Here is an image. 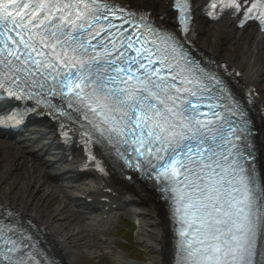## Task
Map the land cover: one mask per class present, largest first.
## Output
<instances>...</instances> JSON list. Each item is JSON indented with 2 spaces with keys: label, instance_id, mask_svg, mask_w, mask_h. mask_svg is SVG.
<instances>
[{
  "label": "snow or ice",
  "instance_id": "obj_1",
  "mask_svg": "<svg viewBox=\"0 0 264 264\" xmlns=\"http://www.w3.org/2000/svg\"><path fill=\"white\" fill-rule=\"evenodd\" d=\"M194 8L175 0L167 27L132 0H0V94L14 102L0 126L43 113L91 145L93 163L157 193L175 264H264V152L229 81L190 46ZM202 10L264 27V0ZM0 264H56L39 226L8 206Z\"/></svg>",
  "mask_w": 264,
  "mask_h": 264
},
{
  "label": "bare ground",
  "instance_id": "obj_2",
  "mask_svg": "<svg viewBox=\"0 0 264 264\" xmlns=\"http://www.w3.org/2000/svg\"><path fill=\"white\" fill-rule=\"evenodd\" d=\"M132 2L169 19L175 16L170 10L172 2L169 0H132ZM204 3L205 0H196L195 3L198 40L202 47L221 55L223 45L230 44L234 49L229 60L238 63L243 56L242 59L248 62V73L242 84L257 82L256 75L264 64V33L255 26H248L237 32L232 20L220 22L218 28H209L207 20L200 14V8ZM262 120L264 122V116ZM36 139H39V144L35 147L38 141ZM47 140L50 141L52 138L44 137L41 133L36 134L33 141L24 143L0 138L1 202L44 222L65 253L68 264H71L72 257L69 242L78 238L92 242L89 237L91 234H94L93 237L100 242H105L100 239L97 229L112 227L114 220L121 213L137 220L138 237L153 253L152 263L171 264L168 220L161 203L146 191L140 195L133 188H125L118 184L114 186L115 195L103 190H89L90 187L85 183L87 179L76 181L70 176L73 173L71 167L65 166L63 162L60 164L61 161L56 162L52 167L50 160L38 153L39 146L43 149L49 146ZM62 176L69 177L64 179L65 183H61ZM99 185L106 184L99 179ZM87 192L99 193V196L111 198V202H102V216L99 219L91 216L93 213L91 208L83 209L73 205L78 193ZM95 204L99 203L95 202ZM63 233H66V236ZM116 260L124 264H133L127 254L122 252L116 255Z\"/></svg>",
  "mask_w": 264,
  "mask_h": 264
},
{
  "label": "rangeland",
  "instance_id": "obj_3",
  "mask_svg": "<svg viewBox=\"0 0 264 264\" xmlns=\"http://www.w3.org/2000/svg\"><path fill=\"white\" fill-rule=\"evenodd\" d=\"M209 28H218V26L213 24H208ZM239 32V31H237ZM240 46V45H239ZM223 53L220 57L222 60L232 63L229 58L233 54V47L230 44L223 45ZM237 49H239L237 47ZM240 53V51H239ZM241 59L238 63H232L238 68H240L243 72L248 71V62L243 56L240 57ZM257 76L259 78V88L263 93L264 96V64L261 69L258 71ZM135 230L134 241L133 236H130V232ZM139 226L137 228L132 227L131 223L124 217V215H120L119 218H116L113 222V226L108 229L99 230L98 234L100 239H103L105 242H100L95 237L92 238V243H88L84 239L78 238L74 241L72 240L69 242V246L71 248V264H123L116 260V255L120 250V247L125 249V252L130 255L131 257L134 256L136 259L144 262V264H154L152 263L153 260V253L151 252L150 248L146 246L143 242L140 241L138 237ZM66 236V233H63ZM125 237L131 243H126L121 240V237ZM100 242V243H99ZM137 244V245H136ZM137 247L139 251H137ZM123 253V252H122Z\"/></svg>",
  "mask_w": 264,
  "mask_h": 264
},
{
  "label": "trees",
  "instance_id": "obj_4",
  "mask_svg": "<svg viewBox=\"0 0 264 264\" xmlns=\"http://www.w3.org/2000/svg\"><path fill=\"white\" fill-rule=\"evenodd\" d=\"M137 251L140 252L138 247H137Z\"/></svg>",
  "mask_w": 264,
  "mask_h": 264
}]
</instances>
